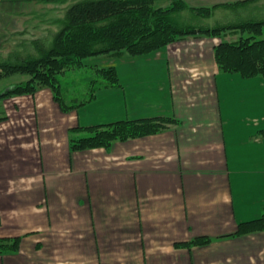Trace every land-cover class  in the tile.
Masks as SVG:
<instances>
[{"label": "crops", "instance_id": "0c3cea01", "mask_svg": "<svg viewBox=\"0 0 264 264\" xmlns=\"http://www.w3.org/2000/svg\"><path fill=\"white\" fill-rule=\"evenodd\" d=\"M211 41L105 59L122 87L79 108L47 87L0 103V238H21L0 264H50L25 257L42 245L77 254L56 264H264V79L220 71ZM150 117L174 120L72 148L75 126Z\"/></svg>", "mask_w": 264, "mask_h": 264}, {"label": "trees", "instance_id": "16d2710c", "mask_svg": "<svg viewBox=\"0 0 264 264\" xmlns=\"http://www.w3.org/2000/svg\"><path fill=\"white\" fill-rule=\"evenodd\" d=\"M58 24L46 38L12 44L7 40L9 45L0 48V80L20 77L4 97L35 94L47 87L63 110L79 108L90 102L102 86L92 87L88 96L69 102L63 95L60 77L68 69L85 67L87 58L103 54H150L189 36L221 38L214 46L220 71L264 79V0L205 5L188 0H76ZM228 33L237 37L225 39ZM97 73L102 79L95 80L104 86L120 83L115 66H97ZM173 120L150 117L75 126L74 130L85 134L72 139V148L107 147L117 140L156 133ZM249 223L264 224V215ZM20 242L19 237L0 238V253L17 250Z\"/></svg>", "mask_w": 264, "mask_h": 264}, {"label": "rangeland", "instance_id": "374dc122", "mask_svg": "<svg viewBox=\"0 0 264 264\" xmlns=\"http://www.w3.org/2000/svg\"><path fill=\"white\" fill-rule=\"evenodd\" d=\"M74 1L76 0H0V48L2 46L9 45V42H7V40H10V44H12L23 39L31 41L34 38L38 37L46 38L47 36H49L50 31L57 30L59 25L58 22L65 17L67 7ZM236 37L237 35H234L232 33H228L225 35V39L228 40H234ZM211 38V42L214 43V46L218 44L221 39L219 37ZM0 54L2 53L0 52ZM125 55L129 54L114 53L89 57L86 59V62L88 64L87 66L81 68L68 69L67 71H65L64 74H61L60 76L62 79L61 85L65 99L70 102L74 95H78L80 97H85L86 95L88 96L87 93L90 88H94L98 85L102 86L98 90L112 86L122 87V82L118 69L115 65L111 64H115L117 57L122 58ZM129 56L135 57L133 55ZM105 59L112 61V63L110 65L104 66L116 67L119 76V84L104 86V84L99 83V81L95 80L96 78L102 79L97 73V66H103L100 65V63L102 61H105ZM139 60L140 59L135 62H141ZM117 61L119 60L117 59ZM126 61L127 60L121 61L119 63V67L122 68L125 65L124 62ZM120 64H122V66H120ZM19 79L20 77L11 76L7 78H2L0 80V103L3 102L5 98H7L4 97L3 94L9 89V87L14 82L18 81ZM91 79L92 82H89ZM83 134H85V132H83ZM56 239L57 238H52V240ZM50 249L51 248L49 247V245H42L40 248L28 251L25 254V257L30 259L31 261L56 264L57 261L55 260L59 258H69L75 257L77 255L68 252L53 253V251H50Z\"/></svg>", "mask_w": 264, "mask_h": 264}]
</instances>
